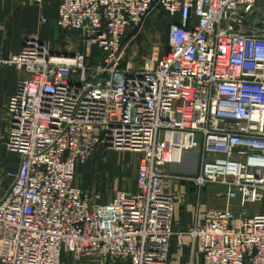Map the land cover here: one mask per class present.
I'll use <instances>...</instances> for the list:
<instances>
[{
	"label": "built area",
	"instance_id": "2783aa9c",
	"mask_svg": "<svg viewBox=\"0 0 264 264\" xmlns=\"http://www.w3.org/2000/svg\"><path fill=\"white\" fill-rule=\"evenodd\" d=\"M253 8L60 0L57 26L82 51L55 54L38 36L8 58L0 47V68L19 72L4 149L20 160L0 197V264H170L172 241L187 237L202 264H264V33L238 28ZM156 9L168 50L127 61L125 39ZM99 150L138 155L136 190L105 205L76 184ZM188 185L198 200L219 188L226 205L178 231Z\"/></svg>",
	"mask_w": 264,
	"mask_h": 264
},
{
	"label": "crops",
	"instance_id": "0c3cea01",
	"mask_svg": "<svg viewBox=\"0 0 264 264\" xmlns=\"http://www.w3.org/2000/svg\"><path fill=\"white\" fill-rule=\"evenodd\" d=\"M59 4L60 0H46L43 7L39 8L31 4L30 0H0V47L3 57L18 54L26 40L35 36L44 41L48 40L53 50L57 52L61 50L60 44L63 42L60 41L61 33L57 26ZM43 18L46 22L42 21ZM238 28L248 33H264V0H254L252 12L245 15L242 26ZM168 30L169 22L163 10L156 9L147 16L143 33L145 37L159 41L160 49L168 45ZM75 36L83 46L81 36L79 34ZM74 47L64 46L63 49L73 51ZM18 79L19 72L16 69L0 68V197L10 186L7 174L17 171L20 163L16 155L4 149L8 134L7 102L17 88ZM118 165L120 170L123 165L120 162ZM188 187L191 188L189 185L182 188L189 194L186 204H179L175 214V228L178 231H188L193 227L197 212L201 214L202 221L208 212L205 197L196 199ZM135 190L136 181L130 191ZM172 245L170 264H202V256L195 250L191 238H185L182 247L177 246L175 240L172 241Z\"/></svg>",
	"mask_w": 264,
	"mask_h": 264
},
{
	"label": "rangeland",
	"instance_id": "374dc122",
	"mask_svg": "<svg viewBox=\"0 0 264 264\" xmlns=\"http://www.w3.org/2000/svg\"><path fill=\"white\" fill-rule=\"evenodd\" d=\"M150 14V13H149ZM145 23L140 30L133 32L125 39L126 44V59L132 60V63L141 65L147 61H154L159 56L166 53L168 45L163 49L159 47V41H155L150 37L144 35ZM61 40L63 43L61 50L58 52L53 50L55 54H68L74 52H80L83 50V46L79 43V38L75 35H67L60 31ZM136 33V34H135ZM135 34V35H134ZM132 37V38H131ZM148 38V39H147ZM48 44L50 42L46 40ZM74 45L73 51L64 50V46ZM156 48V49H155ZM156 51H155V50ZM159 49V51H157ZM75 50V51H74ZM158 52V53H157ZM122 163V167L118 169V163ZM137 164V166H136ZM138 168V155L132 152H119V153H107L106 151L99 150L91 158L90 162L79 168L76 176V184L80 186L85 193L89 194L94 203L109 204L113 195L118 191L131 192L137 176ZM185 173H193L192 166H183ZM189 188V187H188ZM193 189V188H189ZM222 192L215 186L206 187L203 198L205 197V203L207 205L206 210L209 212L218 211L225 208L226 201L221 198H213L212 196ZM193 193V190H192ZM100 196V199H98ZM189 196V194H188ZM193 201V200H192ZM186 204V203H185ZM258 208L259 206H255ZM251 212L258 211L254 207H250Z\"/></svg>",
	"mask_w": 264,
	"mask_h": 264
}]
</instances>
